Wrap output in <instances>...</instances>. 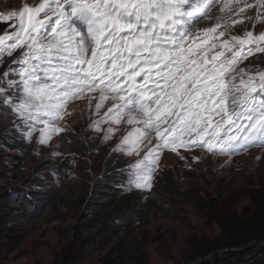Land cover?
<instances>
[{"label": "snow or ice", "instance_id": "obj_1", "mask_svg": "<svg viewBox=\"0 0 264 264\" xmlns=\"http://www.w3.org/2000/svg\"><path fill=\"white\" fill-rule=\"evenodd\" d=\"M218 2L42 0L0 14V23L13 21L15 29L0 35V62L21 50L16 67L3 74L0 112L10 110L26 135L38 130L39 142L47 143L63 131L58 125L68 106L87 98L91 107L90 94L99 91L96 113L105 101L111 105L93 127L108 123V139L112 125L132 126L117 150L139 156L145 142L156 140L131 166L136 188H151L164 150L235 154L264 147V71L238 67L264 53V32L228 38L231 25L217 31V17L213 27L194 33ZM255 7L264 9V0Z\"/></svg>", "mask_w": 264, "mask_h": 264}, {"label": "rangeland", "instance_id": "obj_2", "mask_svg": "<svg viewBox=\"0 0 264 264\" xmlns=\"http://www.w3.org/2000/svg\"><path fill=\"white\" fill-rule=\"evenodd\" d=\"M219 1L209 14L210 18L201 21L196 30L213 27L217 22L216 18L220 17L222 28L217 31L224 30L225 22H227L231 25L225 33L228 38L244 36L247 31H253L254 35L264 32V9L255 7V0ZM41 2L42 0H0V14L8 15L13 11L18 13L25 5L34 7ZM224 3H228V8L221 12ZM246 5H253V7H246ZM240 7H244L245 11L238 13ZM258 12L259 19H257ZM233 21L236 23L233 24ZM52 22L49 21V24ZM12 23L13 21L0 23V35L14 32L15 29L10 27ZM20 51L17 50L11 57L5 56L0 62V87L7 88L3 74L9 70L10 66L16 67L13 61L20 56ZM239 68L253 73L264 71V53L256 52L249 56ZM8 78L14 77L10 74ZM17 95L15 94L14 98ZM90 95L95 97L91 101V107L87 98L75 101L68 106V114L58 125L63 131L53 135L47 143L39 142L38 130L33 131L30 137L26 135L28 129L10 110L0 112V137L11 136L16 131L19 137L25 138L32 149L31 154L25 155L1 144L0 166L2 168L5 165L9 168L6 175H1L0 183L13 194L15 193L12 190L19 186L23 187L28 198H34L35 204L33 210H30V217L27 218L30 232L13 251L6 249L1 252L0 264H135L126 263L120 258L121 253L113 254L109 248L94 252L86 260L71 263L64 261V257L69 255L68 247L71 240L68 229L75 224L79 215L85 214V207L80 199L67 198L61 194L75 175L76 162L65 167L66 156H63L59 150V136L77 127L81 131H87L91 141L105 138L109 124L102 123L98 131L93 127V122L104 116L111 101H105L97 114L95 105L100 93L97 91ZM112 127L113 134L106 140L112 149H117L121 139L131 131L132 126L122 122ZM155 144V139L151 141V144L145 142L141 146L139 156H129L122 152L128 158L138 160L147 153L149 147ZM63 166L66 169L62 171L63 174H60L58 171ZM169 171L173 173L182 189L189 191V194L193 192L194 196L201 195L203 200L207 201V204L202 206L216 208L219 205L222 209L238 210L242 213L245 209H251L248 195L252 190L264 192V147L251 146L235 154L209 153L201 148L192 150L181 148L176 153L164 150L160 154L151 188L135 187L136 192L133 193L137 199H140L139 204L149 206L142 211L141 215H138L144 219L145 214L150 212L148 219H141L136 234L132 235L134 242L138 243L137 246L144 245L149 264H185L183 258L189 250L190 238L213 237L219 233L218 227L210 223L205 215L207 208L203 210L202 206L182 205L180 197L166 198L161 204H153V199L148 198L155 183ZM137 208H133L134 212H138Z\"/></svg>", "mask_w": 264, "mask_h": 264}, {"label": "trees", "instance_id": "obj_3", "mask_svg": "<svg viewBox=\"0 0 264 264\" xmlns=\"http://www.w3.org/2000/svg\"><path fill=\"white\" fill-rule=\"evenodd\" d=\"M59 143L60 152L66 156L65 167L76 162L75 175L61 194L80 199L85 207V214L79 215L68 229L71 240L69 255L64 261L86 260L94 252L109 248L113 254L121 253L120 258L126 263L149 264L144 245L137 246L132 237L142 219L138 215L149 208L147 204H139L140 199L133 195L136 188L132 183L135 177L131 166L137 159L132 160L122 151L112 149L105 138L91 141L87 131L77 127L62 133ZM1 144L25 155L32 153L31 146L16 131L11 136H1ZM65 167L58 172L63 174ZM8 168L0 166V177L6 175ZM12 191L15 194L0 183V256L6 249L13 251L30 232L27 218L35 206L34 198H28L23 187ZM150 193L148 198L153 199V204L179 197L182 205L207 204L201 195L194 196L193 192L189 194L182 189L170 171L159 178ZM248 199L251 209L242 213L222 209L219 205L216 208L202 206L203 210L208 209L205 215L218 227L219 233L213 237L190 238L189 250L183 258L185 264H264V249L256 251L264 244V192L254 189ZM131 206L141 208L134 212ZM149 213L142 220L148 219Z\"/></svg>", "mask_w": 264, "mask_h": 264}, {"label": "water", "instance_id": "obj_4", "mask_svg": "<svg viewBox=\"0 0 264 264\" xmlns=\"http://www.w3.org/2000/svg\"><path fill=\"white\" fill-rule=\"evenodd\" d=\"M264 249V244L260 245L256 251H260V250H263Z\"/></svg>", "mask_w": 264, "mask_h": 264}, {"label": "bare ground", "instance_id": "obj_5", "mask_svg": "<svg viewBox=\"0 0 264 264\" xmlns=\"http://www.w3.org/2000/svg\"><path fill=\"white\" fill-rule=\"evenodd\" d=\"M219 2H220V1H219ZM206 19H207V18H204V20H206ZM204 20H203V21H204ZM98 93H99V91H98Z\"/></svg>", "mask_w": 264, "mask_h": 264}]
</instances>
